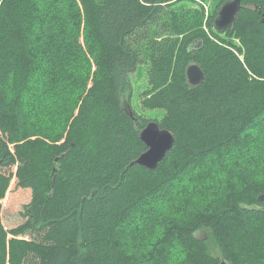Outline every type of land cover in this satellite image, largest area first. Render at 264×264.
<instances>
[{"label":"trees","instance_id":"trees-1","mask_svg":"<svg viewBox=\"0 0 264 264\" xmlns=\"http://www.w3.org/2000/svg\"><path fill=\"white\" fill-rule=\"evenodd\" d=\"M227 1L0 0V264H264V0Z\"/></svg>","mask_w":264,"mask_h":264},{"label":"water","instance_id":"water-1","mask_svg":"<svg viewBox=\"0 0 264 264\" xmlns=\"http://www.w3.org/2000/svg\"><path fill=\"white\" fill-rule=\"evenodd\" d=\"M241 1L229 0L221 6L214 21L217 31L224 32L234 26L241 10ZM186 76L191 86L200 85L204 81V74L197 65L188 67ZM140 140L147 150L134 163L148 170H154L174 144L172 134L160 129L156 122H149L141 130Z\"/></svg>","mask_w":264,"mask_h":264},{"label":"rangeland","instance_id":"rangeland-1","mask_svg":"<svg viewBox=\"0 0 264 264\" xmlns=\"http://www.w3.org/2000/svg\"><path fill=\"white\" fill-rule=\"evenodd\" d=\"M205 11L207 12V6L205 7ZM132 86H133V93L131 96L130 107L133 109L137 114L144 115L146 118H157L160 119L162 113L155 112V111H145L144 113L141 112L139 106V98L140 93L146 88V71L144 67H140L134 74L132 75ZM124 105L125 108L128 110L129 103L124 98ZM28 200V194L24 191L16 189L12 187L8 197L2 201V214L5 220L10 221L13 225H16L21 222L20 219V210L22 209V205L25 204ZM4 220V221H5ZM217 255L218 253L215 252Z\"/></svg>","mask_w":264,"mask_h":264}]
</instances>
